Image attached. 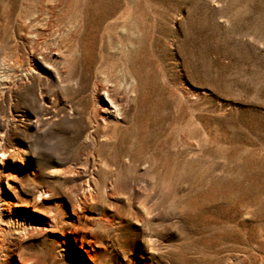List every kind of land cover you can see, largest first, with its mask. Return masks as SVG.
<instances>
[{"label":"rangeland","instance_id":"1","mask_svg":"<svg viewBox=\"0 0 264 264\" xmlns=\"http://www.w3.org/2000/svg\"><path fill=\"white\" fill-rule=\"evenodd\" d=\"M0 240V264H264V0H0Z\"/></svg>","mask_w":264,"mask_h":264},{"label":"bare ground","instance_id":"2","mask_svg":"<svg viewBox=\"0 0 264 264\" xmlns=\"http://www.w3.org/2000/svg\"><path fill=\"white\" fill-rule=\"evenodd\" d=\"M121 86H124L122 83ZM130 85H125V88H130ZM100 91L101 93L106 97L104 100V104L102 105V110L106 113V118H112L111 121L115 119H119L120 115L122 114L123 106L121 103L117 101L115 96H113L112 89L109 86H105L104 84H100ZM105 122V120H104ZM92 193H89V196H91ZM0 248H1V240H0Z\"/></svg>","mask_w":264,"mask_h":264}]
</instances>
